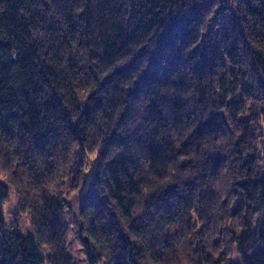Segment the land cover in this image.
<instances>
[{
	"label": "trees",
	"instance_id": "16d2710c",
	"mask_svg": "<svg viewBox=\"0 0 264 264\" xmlns=\"http://www.w3.org/2000/svg\"><path fill=\"white\" fill-rule=\"evenodd\" d=\"M262 140L264 0H0V264H73L87 165L90 263L264 264Z\"/></svg>",
	"mask_w": 264,
	"mask_h": 264
},
{
	"label": "rangeland",
	"instance_id": "374dc122",
	"mask_svg": "<svg viewBox=\"0 0 264 264\" xmlns=\"http://www.w3.org/2000/svg\"><path fill=\"white\" fill-rule=\"evenodd\" d=\"M264 140L260 141V154L264 157ZM92 161L88 160V164ZM88 168L86 182L82 189L78 192H65V208H64V219L67 227V251L73 260V264H92L90 263L88 256L89 238L81 231V219L79 215V209L82 199L89 195L88 182L90 172L93 167ZM0 181L9 188V195L6 200L2 203V208L5 217V228L8 230L16 229L21 234L26 235L31 230V219L30 216L22 211L19 207V199L16 196L13 186L10 184L5 174L0 170ZM87 239V243L84 241ZM99 264V263H98Z\"/></svg>",
	"mask_w": 264,
	"mask_h": 264
},
{
	"label": "water",
	"instance_id": "95a60500",
	"mask_svg": "<svg viewBox=\"0 0 264 264\" xmlns=\"http://www.w3.org/2000/svg\"><path fill=\"white\" fill-rule=\"evenodd\" d=\"M84 241L87 243V239L86 238H84Z\"/></svg>",
	"mask_w": 264,
	"mask_h": 264
}]
</instances>
